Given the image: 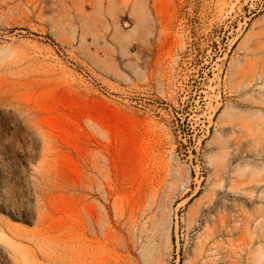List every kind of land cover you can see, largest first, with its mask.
Wrapping results in <instances>:
<instances>
[{
  "label": "rangeland",
  "instance_id": "1",
  "mask_svg": "<svg viewBox=\"0 0 264 264\" xmlns=\"http://www.w3.org/2000/svg\"><path fill=\"white\" fill-rule=\"evenodd\" d=\"M0 264H264V0H0Z\"/></svg>",
  "mask_w": 264,
  "mask_h": 264
}]
</instances>
